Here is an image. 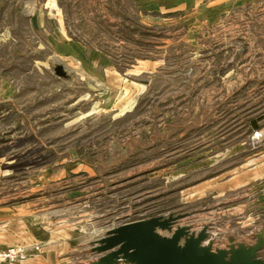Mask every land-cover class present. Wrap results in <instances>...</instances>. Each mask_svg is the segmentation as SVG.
I'll return each instance as SVG.
<instances>
[{"label": "rangeland", "instance_id": "1", "mask_svg": "<svg viewBox=\"0 0 264 264\" xmlns=\"http://www.w3.org/2000/svg\"><path fill=\"white\" fill-rule=\"evenodd\" d=\"M57 2L68 40L89 61L103 53L123 89L138 84L140 95L124 113L130 101L102 85L104 67L72 70L13 16L21 47H1L0 77L20 87L0 98V204L38 199L85 242L111 226L188 215L179 224L208 226L217 248L229 230L213 217L226 208L201 183L264 145V0H207L155 24L133 0Z\"/></svg>", "mask_w": 264, "mask_h": 264}, {"label": "crops", "instance_id": "2", "mask_svg": "<svg viewBox=\"0 0 264 264\" xmlns=\"http://www.w3.org/2000/svg\"><path fill=\"white\" fill-rule=\"evenodd\" d=\"M133 1L141 12V20L155 24L162 17L172 18L174 14L185 15L194 12L203 7L207 0ZM13 16H17L26 24V31L33 38H41L43 34L50 38V45L54 48L55 54L65 59L72 70H79L83 75L84 73L91 75L92 69L104 67L103 73L111 80L103 82L102 85H107L106 88L115 94L123 92V97L130 101L122 107L124 113L131 112L136 107L140 95L139 85L130 84L126 89L128 85L126 82L123 89V81L116 73L115 66L110 65L103 53H92L94 58L89 61L86 57L87 49L68 40L61 26L63 21L57 19L59 16L57 0H0V49L7 45L17 53L21 46L17 28L11 22ZM33 44L35 54L41 47L37 42ZM59 47L63 48L59 50ZM100 56L103 61L100 60ZM61 67L67 76L66 67L62 65ZM15 83H19L20 87L19 81L0 77V88L4 89H0L2 103L10 101L14 91L10 88L15 87ZM253 150H256L254 154L243 158L237 166L228 168L221 175L213 176L209 182L201 183V186L209 185L207 187L205 185L201 191L205 187L204 191L210 188L212 199L221 200L226 208L225 211L214 213L213 217L218 215L219 219L221 215L225 218L229 230L226 238L217 242V248L226 249L231 242L254 245L256 240L253 237L264 230V145L253 147ZM241 152H246V148ZM0 199H5V195L0 194ZM37 200L30 204L21 201L12 204L3 201V204H0V249L23 246L32 252L30 258L15 264H93L99 256L92 253V244L101 239L107 230L100 238L85 242L77 230L58 225L52 219L53 214H44L43 207L39 208L36 205ZM213 224L215 222L211 223ZM243 234H246V237ZM36 247L40 248L38 252L33 251Z\"/></svg>", "mask_w": 264, "mask_h": 264}, {"label": "water", "instance_id": "3", "mask_svg": "<svg viewBox=\"0 0 264 264\" xmlns=\"http://www.w3.org/2000/svg\"><path fill=\"white\" fill-rule=\"evenodd\" d=\"M56 74L66 77L61 66ZM252 126L258 129L254 121ZM186 217L172 214L113 226L92 244L99 256L93 264H264V230L255 236L254 245L231 242L221 249L215 248L208 226L198 233L181 226L179 221Z\"/></svg>", "mask_w": 264, "mask_h": 264}, {"label": "built area", "instance_id": "4", "mask_svg": "<svg viewBox=\"0 0 264 264\" xmlns=\"http://www.w3.org/2000/svg\"><path fill=\"white\" fill-rule=\"evenodd\" d=\"M39 247L33 251L38 252ZM32 252L23 246H12L6 249H0V264H15L20 263L30 258ZM124 264V263H121Z\"/></svg>", "mask_w": 264, "mask_h": 264}]
</instances>
